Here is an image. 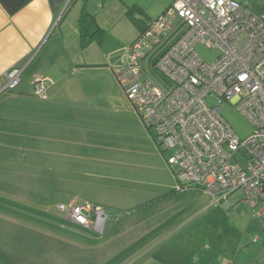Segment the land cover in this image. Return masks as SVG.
I'll list each match as a JSON object with an SVG mask.
<instances>
[{"label": "rangeland", "instance_id": "374dc122", "mask_svg": "<svg viewBox=\"0 0 264 264\" xmlns=\"http://www.w3.org/2000/svg\"><path fill=\"white\" fill-rule=\"evenodd\" d=\"M172 1L88 0L104 38L87 50L98 68L82 72L83 92L61 95L63 104L49 108L35 98L30 116L20 105L0 108V264H129L138 247L182 260L178 250L204 249L218 257L215 263L204 257V264H220L226 257L233 260L235 252L245 257L255 245L254 234H261L258 244H264L262 223L236 201L240 195L216 204L201 190L174 191V176L152 129L108 69L121 63L123 48L138 36L126 6L140 4L147 16L137 11L133 16L146 22ZM239 1L264 9V0ZM194 48L207 62L217 55L198 42ZM6 97L0 101H33ZM220 114L240 139L252 133L251 122L231 103L223 101ZM52 118L58 121L48 122ZM74 195L104 209V233L68 223L55 207ZM180 219L182 225L160 235ZM152 238L154 244L144 246ZM135 240L136 246L127 247Z\"/></svg>", "mask_w": 264, "mask_h": 264}, {"label": "built area", "instance_id": "2783aa9c", "mask_svg": "<svg viewBox=\"0 0 264 264\" xmlns=\"http://www.w3.org/2000/svg\"><path fill=\"white\" fill-rule=\"evenodd\" d=\"M144 26L123 48L113 74L152 129L174 191L201 190L216 204L238 194L236 201L250 207L264 232V9L239 0H173ZM197 42L215 49V59L204 60ZM22 72L23 67L6 71L2 90L16 88ZM49 82L35 76L32 95L47 99ZM223 101L251 122L248 137L240 139L221 116ZM56 207L99 233L107 218L100 205L75 195Z\"/></svg>", "mask_w": 264, "mask_h": 264}, {"label": "crops", "instance_id": "0c3cea01", "mask_svg": "<svg viewBox=\"0 0 264 264\" xmlns=\"http://www.w3.org/2000/svg\"><path fill=\"white\" fill-rule=\"evenodd\" d=\"M136 4L138 3L136 2ZM138 6L144 12L142 15L147 16L145 9L140 4ZM83 11H88L89 14L94 16V20L96 19L94 12L88 5V0H0V96L33 100L25 103L7 104L0 101V108L9 105L11 107L20 105L19 110H28L29 114H26L28 116H30V109L35 112V108H30V106H35L34 100L37 98L32 95V81L35 76L46 77L50 81L46 87L48 98L45 100L40 99L43 102L40 105L43 107L60 106L63 104L61 95L83 92L81 87L82 72L89 69L97 70L98 68L94 66L93 63L95 62L89 60L87 50L93 44L101 46L104 38L103 30L101 37L95 35L92 40L86 41L87 43L85 44L82 43L79 32V19ZM146 22L141 21V24L144 25ZM95 23L102 30L96 20ZM89 29L90 31L96 29L94 23L89 26ZM139 32L140 29L138 28ZM91 65L93 67L89 68ZM116 66L111 65L108 69L113 73V68ZM13 67H23L22 80L16 88L2 90L5 84V72ZM26 75L27 78L25 77ZM122 97L124 96L122 95ZM65 103L69 105L67 101ZM52 121L55 123L58 120L52 118L48 122L51 123ZM36 122L35 119V124H37ZM65 219L68 223L77 225L67 219L66 216ZM182 224L183 219H180L171 227L164 228L163 230L165 231H161L160 235H166L168 232L169 235L172 233L169 229L175 225L177 229ZM104 225L105 222L100 233L93 232L97 234L104 233ZM174 229L172 228V230ZM255 237L257 238L254 239ZM261 238V234L253 235L251 242L255 243V245L249 247V249L247 248L245 257L244 255L241 257L235 252L233 260L226 257L220 264H225V261L229 262V264H264V244H258L261 243ZM137 242L138 240L129 242L127 247L136 246ZM151 242L154 244L155 240L152 238L144 246L149 245ZM143 249L141 250L138 247L133 250L130 255L132 261L129 264H139L143 254L145 258L140 264H204L207 259L210 260L211 258L212 262L215 263L218 258L217 256L215 258L204 249L190 250L189 247L178 250L185 255V260L180 257L170 259V256L168 257L161 250H159V254H156L157 250L153 252L154 249ZM147 252L151 253V255H146ZM230 253L224 252L225 256L232 254ZM137 254L140 255L136 256ZM204 257L207 259H203ZM131 259L129 258V260Z\"/></svg>", "mask_w": 264, "mask_h": 264}, {"label": "trees", "instance_id": "16d2710c", "mask_svg": "<svg viewBox=\"0 0 264 264\" xmlns=\"http://www.w3.org/2000/svg\"><path fill=\"white\" fill-rule=\"evenodd\" d=\"M134 11H137L141 14H144L143 10L136 3H134L130 6H127L125 14L136 24V26L141 31L142 29H144L145 26L143 24H141L140 19H137L133 16ZM93 23H94V27L96 29L90 31L89 26ZM102 31L103 30H101V29H99V27H97V24L95 23V20H94V16L89 14L88 11H83L81 16H80V19H79V32H80V36L82 38V43L85 44V43H87L86 41L92 40L95 35L101 37V35L103 34Z\"/></svg>", "mask_w": 264, "mask_h": 264}]
</instances>
